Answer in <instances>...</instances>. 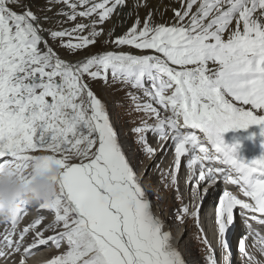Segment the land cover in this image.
<instances>
[{"label": "snow or ice", "instance_id": "obj_1", "mask_svg": "<svg viewBox=\"0 0 264 264\" xmlns=\"http://www.w3.org/2000/svg\"><path fill=\"white\" fill-rule=\"evenodd\" d=\"M175 3L171 22L161 23L150 0H45L42 6L0 0V173L14 168L30 183V173L59 168L58 195L36 206L38 218L13 244L29 210L23 206L4 247L20 253L31 233L25 255L36 245L63 249L50 264H186L133 161L139 153L157 167L156 138L174 148L172 168L160 172L167 188L177 186L181 158L191 154L194 200L207 191L202 182L218 179L249 198L225 191L213 227L223 264H232V238L256 264L245 250L239 215L264 225V156L245 162L224 134L264 126V0ZM126 7L150 10L116 35L111 21ZM97 81L134 90L128 92L129 115L138 114L130 120L134 152L94 92ZM45 213L54 217L47 224ZM176 215L180 222L199 219L188 205ZM203 243L207 264H218L210 241Z\"/></svg>", "mask_w": 264, "mask_h": 264}, {"label": "bare ground", "instance_id": "obj_2", "mask_svg": "<svg viewBox=\"0 0 264 264\" xmlns=\"http://www.w3.org/2000/svg\"><path fill=\"white\" fill-rule=\"evenodd\" d=\"M142 1L143 0H141V2ZM135 2H136V0H127L128 4H134ZM150 3L152 5H155L157 8H159V11L157 12V19L159 22H161V23L171 22L172 17H173V13L171 11V6H177L175 3V0H150ZM149 10L150 9H147V11H149ZM151 10H154V9H151ZM133 15H134L133 13H131V15H129V17H130L129 21H125V15H124V21L121 20V17L120 18L116 17L113 19V21H116V23L122 22L121 25H123L122 26L123 28H124V25H127L129 27L135 19V17ZM69 58L71 59V57H69ZM114 116L115 115L113 113L110 115V119H111L112 123H113V117ZM262 127H264V126L253 125V126H250L246 130L245 129L231 130V131L224 134L225 143H227L229 145H238V151H237L238 158L244 160L245 162H251L254 159H257V158H260L261 156H264V135L261 134L262 133ZM118 133L120 134L122 140L124 141L127 136H125V138H123V136L121 135V133L119 131H118ZM160 146L159 147L157 146L158 147V151H157L158 156L156 157L155 161H157V162L162 161V163H163V161L165 160V157H166L165 156V150H168L170 148L171 141L166 142V143L164 142L163 146L162 147H160ZM129 150L132 151V148H129ZM190 158H191V154H186L185 157H182L181 158V167H184V165H186L187 162H189ZM138 159H139V157L135 158L133 156L134 163ZM174 159H175V154H174V157H172L170 168H172V165L174 164ZM153 163H154V161L152 159V160H149L148 168L139 167L138 171L141 173L142 176H146L145 174L147 173V171L149 170L150 166ZM207 163L208 162L205 161L206 166H207ZM164 165L166 167L168 166L167 163H164ZM9 169H11V168H8L3 173H0V177L9 175ZM54 169L55 168H53L51 171L43 172V173H30L29 175H30V177L33 176L34 174L45 176L46 174L53 172ZM185 172L187 173V176H188L189 170L187 169ZM53 175H58V174H53ZM51 176L52 175H50L49 177H51ZM153 181H154V179L151 178V180H148L145 183V186L149 190L151 189L150 187L153 184ZM207 183H209V182H207ZM205 185L207 186V184H204V186ZM211 185H212V183H211ZM225 187L226 186L224 185V183L222 181H219L216 184H214L210 188V192H208V195H207L209 197L211 195V193L213 192L214 193L212 196L213 198H210L208 200L207 204L206 205L204 204V207H201L199 210H197L199 212V224H200L202 230L204 231V233L206 234L207 239L210 241L211 245L213 246V249L217 253V260H219L221 255H220V251L218 250V246H217V244L219 243L218 242V236L214 231L212 220H214V218H215V213L213 211H214V209H216L218 202H216L215 206H214L213 202H214L216 195L219 192H221L222 190L233 191L232 186H229L228 188H225ZM163 188H164V186H163ZM190 188H191V186H190ZM190 188L188 189V191H187V189L184 190L185 191L184 197L189 198V200H190V196H189ZM148 193H149V191H148ZM174 194H175L176 200L178 198L179 202H181V197H183V196L178 195L177 190H175ZM239 198H243V199L247 200V198L243 197V196H240ZM195 201H196V203L199 202L197 200H195ZM205 201H206V199H205ZM152 204L154 206L155 213L161 219L164 220V222H165V224L169 230V221H171L172 216L169 213V211L167 210L168 207H166L165 203H163L162 201H159L157 203L152 202ZM196 207H198V204L196 205ZM234 211L238 212V210H234ZM238 215H239V212H238ZM250 215H252V214L245 213L244 215H239V217H240V230L243 227H246L249 230H251V229L260 230L261 228H263V225L259 224L257 221L251 220L249 218ZM255 215H257V214H255ZM49 216H51V215L45 213V217H46L44 219L45 224L51 222L54 219V217H49ZM257 216L260 217V215H257ZM260 218H262V217H260ZM29 223H31V221L20 220L19 224L16 227L15 234L13 236H11L12 238H15V240L13 241V244H15L17 242L18 237H19V232L23 228L27 227L29 225ZM182 225H184L183 222H181L179 227H181ZM249 225H250V227H249ZM8 227H11V224H8ZM4 231H5V226H0V234H4ZM11 231H12V229L10 230V232ZM186 231H187V228H185V227L183 228L182 231L179 228L178 232L176 234H174V236H173L176 248L180 247V248H182L181 249L182 251L184 250V252H185V248H184L185 246L188 248H191V245L188 246V244L187 245L181 244V240L184 238ZM233 231L235 232V229H233ZM49 234H51V233H45L44 235L46 237ZM196 239H198V238H196ZM232 239H234V238H232ZM5 243H6L5 241H0V249H3L6 253H11V254L10 255L6 254L5 256H0V264H21V261H23L24 264H50L51 260L54 259L56 257V255L61 254L63 252V249H57L54 245H51V246L36 245L35 247L30 248V251L32 254L25 255L23 252V248L24 247H30L34 243V237L31 235V233L26 235L24 241L20 242L23 245L20 253H16L12 249L4 247ZM179 251H180V249H179ZM207 254H208V252H206V255H205L201 250H199L197 248V253L191 254L190 257L188 256L190 259V260H188V263H189V261L191 263L193 260V261H195V264H202L201 261H204L205 264H207V261H206Z\"/></svg>", "mask_w": 264, "mask_h": 264}, {"label": "rangeland", "instance_id": "obj_3", "mask_svg": "<svg viewBox=\"0 0 264 264\" xmlns=\"http://www.w3.org/2000/svg\"><path fill=\"white\" fill-rule=\"evenodd\" d=\"M35 2L39 6H42L45 3V0H35ZM177 7H178V5H177ZM33 10L34 11L36 10L35 7L33 8ZM146 12H147V9L144 10L143 8H138L135 11H133V9L131 7H129V8L126 7L123 10L124 14H123V16H121V20L124 21V15H125V21H129L130 20L129 15H131V13L134 14L133 16L135 18L137 15H139L141 18H143L145 16ZM48 14L52 15L51 12H49ZM114 18H116V17L114 16L113 19ZM118 18H120V17H118ZM113 19L111 21V26L112 25L115 26V34L116 35L123 33L128 28L127 25H124V28H123L122 27L123 25H121L122 22L116 23V21H113ZM113 48H114V46H109V50H112ZM61 54L64 55L63 52ZM92 87H93L94 92L97 94L98 98H100L102 100V102L107 106L108 113L109 114L113 113L115 115L113 124L114 125L117 124L120 127L124 126L125 129H123L122 133L119 130H117V131H119L121 133L123 138H125V136H127L126 139L123 141L124 145L128 149L132 148V152H134L135 146H133L132 142H134L135 136L130 131V129L133 127V125L130 123V120L134 116H137L138 114L133 112L131 116L129 115V111L131 109V101L128 97V92L134 91V90L125 88L124 86H122L119 83L105 84L103 81L94 82ZM151 142H152L153 147H155L156 149H157V146L159 147L160 145L162 146V144H164V142L157 143L156 138H152ZM170 148L168 149V151L165 150V156H167V158H165V161H163V163H162V161H159V162L155 161V164L157 165V167H153L154 163L150 166L149 170L147 171V175L145 176V182H147L148 180H151V178L154 179L153 184L150 187L151 189L149 190V193H148L149 199H150L151 203L152 202L157 203L159 201H162L163 203H165V206L168 207L167 210L169 211V213L172 216L171 221H169V230L171 231L172 235H173L174 231L178 232L179 228L181 231L183 230L184 227L187 228L185 236L181 240V244H183V245L188 244V246L191 245V248L183 246L185 248V252H184V250L182 251L181 250L182 248H180V247H177V249L178 250L180 249V252H181L182 257L184 258L186 264H191L193 262L190 263V261H189V263H188V260H190L189 257L191 256V254L197 253V248L199 250H201L206 255L207 245H205L203 243V239L207 238V236L204 233V231H201L202 228L199 224V219L196 220V219H193L191 216H185L183 219L184 225H182L181 226L182 228H181V227H179L180 226L179 224H181V222L177 220L176 214H177V211L185 205L190 206L191 211L199 210L201 207H204V204L205 205L207 204V202L210 198H213L212 196L214 193L212 192L211 195L208 197L207 195H208V192H210V189H207L206 194L202 197L201 200H199V202L196 203V201L192 197V190H191L190 194H189L190 200H189V198H184V197H183L184 198L183 203L179 202L178 198H177L178 201L176 200L174 192H175L177 186L172 188V189H169L165 186V182L160 179L161 170L169 171L171 169L170 168V162H171V159L174 155V148H172L171 146H170ZM133 156L135 158L139 157V159L136 160L135 164L141 168H144V167L148 168L149 160H152V159H144L139 153H135ZM141 161H143V162L141 163ZM166 162L168 163L167 167L164 165V163H166ZM187 165H188V163H187ZM187 165H185V167H184L185 170L188 169ZM9 174L13 175L14 177L18 178L19 180H22L20 178L19 173L14 168L9 169ZM55 176L56 175H52L51 177H49V179L52 182H55V180H54ZM161 183L164 184V188H161V186H162ZM204 183H206V182H204ZM208 185H210V184H208ZM204 188H206V186H203L201 190H203ZM205 199H206V201H205ZM155 200H156V202H155ZM197 204H198V207H196ZM234 212H236V211H234ZM236 214L238 215V212H236ZM49 217H53V216L51 215ZM174 229H176V230H174ZM196 238H198V239H196ZM221 257L218 260V264L220 263Z\"/></svg>", "mask_w": 264, "mask_h": 264}, {"label": "clouds", "instance_id": "obj_4", "mask_svg": "<svg viewBox=\"0 0 264 264\" xmlns=\"http://www.w3.org/2000/svg\"><path fill=\"white\" fill-rule=\"evenodd\" d=\"M53 174H59V168L36 181L31 190H26L24 184L11 174L0 177V222L14 220L25 205L36 207L54 199L58 195L57 184L48 178Z\"/></svg>", "mask_w": 264, "mask_h": 264}]
</instances>
